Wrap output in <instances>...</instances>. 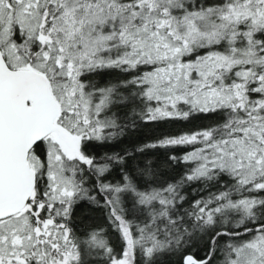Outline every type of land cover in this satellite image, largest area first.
I'll list each match as a JSON object with an SVG mask.
<instances>
[{"label":"snow or ice","instance_id":"snow-or-ice-1","mask_svg":"<svg viewBox=\"0 0 264 264\" xmlns=\"http://www.w3.org/2000/svg\"><path fill=\"white\" fill-rule=\"evenodd\" d=\"M0 264H264V0H0Z\"/></svg>","mask_w":264,"mask_h":264},{"label":"trees","instance_id":"trees-1","mask_svg":"<svg viewBox=\"0 0 264 264\" xmlns=\"http://www.w3.org/2000/svg\"><path fill=\"white\" fill-rule=\"evenodd\" d=\"M154 152L156 155H163L162 150H154Z\"/></svg>","mask_w":264,"mask_h":264}]
</instances>
